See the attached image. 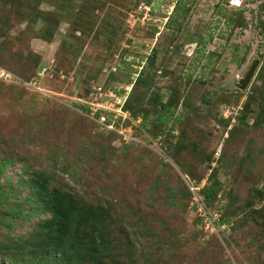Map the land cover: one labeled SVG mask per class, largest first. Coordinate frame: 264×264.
Segmentation results:
<instances>
[{
	"label": "rangeland",
	"instance_id": "rangeland-1",
	"mask_svg": "<svg viewBox=\"0 0 264 264\" xmlns=\"http://www.w3.org/2000/svg\"><path fill=\"white\" fill-rule=\"evenodd\" d=\"M178 1L185 14L174 30L167 22ZM2 49L16 71L0 80V134L7 140L0 157L14 152L24 158L8 169L13 179L35 162L54 185L73 188L93 204L112 203L122 221L137 220L135 213L149 225L158 221V238L133 243L137 259L129 264H161L163 257L165 264H264V120L258 124L255 112L264 92L262 100L255 93L247 123L234 116L224 126L207 117V110L239 115L264 78V0H0ZM154 50V96L144 103L161 97L174 114L156 130L154 116L144 128L142 118L127 112L125 135L104 134L80 104H97L99 87L121 92L120 98L108 92L113 104L126 102L132 91L144 94L134 82ZM257 59L252 79L240 89ZM30 69L33 78L26 81L18 71ZM228 95L232 102L222 104ZM186 130L193 141L180 139ZM180 140L191 143L188 153L176 148L170 155L171 142ZM192 147L213 152L211 168ZM182 156L203 176L200 182L180 167ZM214 167L228 194L206 206L200 191ZM39 218L17 223L10 236L31 237ZM150 248L145 261L140 252Z\"/></svg>",
	"mask_w": 264,
	"mask_h": 264
},
{
	"label": "trees",
	"instance_id": "trees-1",
	"mask_svg": "<svg viewBox=\"0 0 264 264\" xmlns=\"http://www.w3.org/2000/svg\"><path fill=\"white\" fill-rule=\"evenodd\" d=\"M3 1L9 4L12 0ZM172 14L169 17L167 26L174 30H180L185 14L184 5L178 1ZM237 14L238 16H242V10H238ZM44 20H48V18L44 17ZM8 27V25L2 26L3 31H7ZM50 35L53 36L51 32ZM4 51L5 49L0 50V68L6 71L15 70L11 66L14 63L8 61L10 57ZM156 55V51L154 50L148 58L149 63L143 66L134 82L136 87L143 86L145 93L138 95L132 91L124 107L131 113L133 120L142 118L141 127L144 128L150 127L147 126V120L150 119V115L154 116L151 118L152 120L155 119L151 123V128L158 130L161 125L168 123V118L174 114V110L171 109V103L166 102L163 104L161 97H155L153 104L144 103L147 101V97L150 100L154 96L153 93L149 94L153 86L152 75L149 73L154 74L156 72L154 67ZM14 61L18 60L14 59ZM18 72L24 76L26 81H30L33 78L31 69L30 72ZM262 76L263 74L260 75L262 81L258 86L259 88L244 100L243 108L239 115L232 113L230 116L223 114L220 117L216 112L214 113V110H207V117L217 119L224 126H227L234 116H237L239 123H247L248 115L255 111L253 107L257 101L255 93H258L260 97L263 96L264 78ZM0 80L4 79L0 77ZM90 96L89 98H91ZM240 97L241 93L235 95L236 99ZM155 101H159L161 106ZM204 102L207 103V106L211 104V100H208L207 97H204ZM224 102H232V97L228 95V97L222 99V104ZM260 103L258 104L259 108L257 107L258 110L255 111L258 114L256 117L258 124L262 123L259 121L260 118L264 120V104ZM232 104L229 103V105ZM80 105L84 112L91 110L87 104ZM206 107L204 106V108ZM98 115L99 113H97ZM91 119L98 124L104 134L119 136L118 132L107 130L94 117ZM129 120L125 121V125H128ZM158 133L161 132H154L155 135ZM179 135L181 140L187 139V137L192 139V136L187 134V130L186 133L182 132ZM181 140L177 144L171 142L170 155L176 148H179L182 154L188 153L191 143H183ZM5 142H7L6 138L0 134V148ZM199 145L200 142L194 141L193 146H195V149ZM125 147L126 149H130L128 146ZM192 149L194 148L192 147ZM195 149L193 154L196 151L198 161L203 162L208 160L209 167L211 168L214 160L213 152L209 154L200 153ZM22 159H24L23 156L14 152L0 157V233L2 234L3 228L7 229L5 231L7 237L0 238V264H129V262L137 259V251H132L133 243H138L139 239L142 238L153 243V240L158 238V221L149 225V218H143L137 213H135V216L138 217L137 220L134 221L132 216H130V219L122 221L123 218L115 212V206L112 203L98 202V204H93L73 188L66 189L54 185L52 174L45 168L34 165L35 162H28V166H22L20 169L24 175H17L16 179H13L8 174V169L15 161H19V164L21 161L23 162ZM179 164L182 169L190 170L191 176L197 182L202 180V175L196 176L193 173L196 167L191 165L188 168L187 164H189V161L187 158L182 156ZM216 173L217 170L214 167L208 178V182L200 191L204 195L203 202L206 206L213 205L218 196L224 194V192L226 193L228 190L222 188V183L217 178ZM155 188H157V185ZM190 193H185V195H188V200H190ZM36 215H39L40 218L36 227L31 232V237L10 236L9 233L13 226L23 220L30 221ZM222 221L227 222L225 219H222ZM124 223H127V226H124ZM164 223L165 221L161 220L159 226H165ZM128 226H130V229H128ZM150 250L151 248L140 252L145 261L147 256L145 253ZM156 256L157 253H153V257L157 260ZM165 260L163 257L161 264H165ZM138 264L141 263L138 261Z\"/></svg>",
	"mask_w": 264,
	"mask_h": 264
},
{
	"label": "built area",
	"instance_id": "built-area-1",
	"mask_svg": "<svg viewBox=\"0 0 264 264\" xmlns=\"http://www.w3.org/2000/svg\"><path fill=\"white\" fill-rule=\"evenodd\" d=\"M4 77H11L9 72L0 68V77L3 78ZM4 79V78H3ZM104 90L102 87H99V89L97 88V92H95L96 94V99H97V104H91L93 106H96L97 108H91V113H93V117L98 120L100 123H102L107 130H114L116 132H118L119 134L125 135L124 130L126 131L127 126L129 125H125V121H126V115L127 112L129 113L128 110L124 109V104L125 101L123 102L121 101H117V104H113L112 101L114 99L113 96H110L108 94V92H114L115 97L116 98H120L119 97V93H117L116 91H107L105 93H103ZM98 94H103V97H108L106 100L110 99L111 101H106L105 99L103 100L102 97L101 99L98 98ZM126 97V96H125ZM122 98V96H121ZM91 99V98H90ZM89 99V100H90ZM94 100V98H93ZM105 101V102H104ZM116 105V106H113ZM97 113H99V115L97 116ZM122 122V124H121Z\"/></svg>",
	"mask_w": 264,
	"mask_h": 264
},
{
	"label": "water",
	"instance_id": "water-1",
	"mask_svg": "<svg viewBox=\"0 0 264 264\" xmlns=\"http://www.w3.org/2000/svg\"><path fill=\"white\" fill-rule=\"evenodd\" d=\"M258 62H259L258 59L255 60V61L253 62V64L250 66L249 70L246 72L245 76L242 77V78H240V80H239V84H238V87H239L240 89H244V88L248 85V83H249L250 80L252 79L253 74H254V72H255V70H256V68H257Z\"/></svg>",
	"mask_w": 264,
	"mask_h": 264
}]
</instances>
